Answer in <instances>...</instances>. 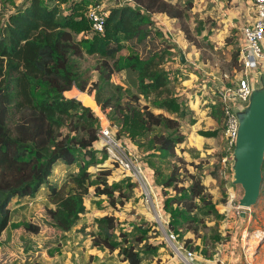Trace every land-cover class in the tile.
Wrapping results in <instances>:
<instances>
[{"label": "rangeland", "instance_id": "1", "mask_svg": "<svg viewBox=\"0 0 264 264\" xmlns=\"http://www.w3.org/2000/svg\"><path fill=\"white\" fill-rule=\"evenodd\" d=\"M166 1L184 8L190 4L185 23L196 44L186 39L175 20L163 17L165 22L158 21L156 25L152 22L150 29L156 35L161 32L165 45L171 48L164 69L168 81L173 85L172 96L177 99L179 112L161 114L158 111L160 109L156 108L155 97L151 94L147 98L140 97L134 77L130 78L131 74L127 78L124 72L117 74L115 79L118 82L113 83L124 89L122 101L118 107L114 105L108 108L111 130L128 150L125 143H132L138 153V158L134 157L142 165L143 171L150 173V184L156 192L153 194L149 185L140 188L128 171H123L117 162L109 159L105 151L100 152L93 147L90 149L93 157L79 156V162L75 165L66 166L59 160L53 165L47 183L34 196L14 198L10 202V222L3 237L6 252L0 264H127L121 261L120 253L129 247L140 253L141 264H220L219 259L223 255L226 258L224 262L228 256L229 264H261L264 261V156L257 201L249 208H241L239 201L243 190L234 183L235 146L228 145L223 132V118L208 125L206 117L198 116L203 111L205 113L201 115L206 116L211 113L212 106L218 105L219 90L216 89L227 86L228 79L236 81V77H247L250 84L260 88L258 74L251 71L246 74L238 59L241 30L251 19L252 4L250 0ZM42 2L47 8L57 6L59 21L68 17L70 22H81L77 27L82 31L73 34L76 41L94 37L89 34L86 19L90 7H100L108 13L122 6H135L130 0ZM26 5L27 0H0V32L9 16ZM160 24L162 30L157 27ZM127 55L126 50L118 54ZM181 55L185 61L183 64L180 61ZM77 63V81L85 85V90L81 91L73 85L64 96L74 99L91 113L90 106L94 109L95 103L100 105L96 102L95 92L88 91L91 84L98 80L99 74L95 68L99 60L97 56L84 55ZM183 70L187 74L183 75ZM259 70L260 67L256 69ZM189 75L197 78L193 86L206 87L203 86L196 94L190 84L194 79ZM113 92L110 91L111 94ZM81 93L93 102L79 96L77 98V94ZM131 97H136L138 103L131 100ZM142 106H146L154 117L148 120L144 114V126L138 125L130 112L133 108L143 111ZM161 117L177 121L178 126L166 129L160 121ZM95 121L98 132L99 122L97 119ZM65 130L62 129V132ZM160 136L171 139L184 137L185 141L189 138L190 147L182 149L185 145L183 141L172 151H162L155 145ZM202 136H212L214 139L207 141ZM194 140L204 142L205 148H194ZM80 167L87 169L92 183L84 198L85 213L69 231L44 230L34 236L28 235L25 229L41 216L42 210L53 208L46 198L49 186L59 188L66 184L67 189L71 188L68 184L69 176L77 174ZM107 169L111 171L108 185L120 187L119 192L114 193L112 203L105 196H96L93 186L98 173ZM173 169L177 173L174 183L166 187L165 183ZM190 188L200 191V196L194 199L190 192L185 195L184 190ZM172 197L178 201L184 199L181 203L187 211L180 205L168 204ZM188 207L192 210H188ZM241 213H244V217ZM107 216H113L118 222L117 228L111 231V240L118 247L111 253L94 245L102 237L103 225L100 219ZM172 235L174 240H171ZM34 245L41 248L40 255H32ZM147 246L156 249L146 250ZM188 253L193 256L189 262L185 258Z\"/></svg>", "mask_w": 264, "mask_h": 264}, {"label": "trees", "instance_id": "2", "mask_svg": "<svg viewBox=\"0 0 264 264\" xmlns=\"http://www.w3.org/2000/svg\"><path fill=\"white\" fill-rule=\"evenodd\" d=\"M130 1L134 7L111 9L103 34H95L91 39L76 41L73 34L82 31L77 27L81 22H70L68 17L59 21L57 6L47 8L42 0H27V5L10 15L1 29L0 260L6 252L3 237L10 222V202L14 198L34 196L47 183L57 161L72 166L79 162V156L93 157L90 149L97 141L96 121L88 108L64 96L73 85L85 90V85L77 81V62L84 55L97 56L99 60L95 68L98 80L88 91L95 92L96 102L102 108L118 107L124 89L113 85L111 78L114 73L130 69L137 73L140 95L144 98L153 95L156 108L166 113L179 112L177 99L172 96L173 85L164 69L171 48L165 45L161 32L156 35L150 29L152 21L148 15L159 14L176 20L186 39L196 45L185 23L190 4L184 8L166 0ZM122 50H126L128 55L118 56ZM110 91L114 92L111 94ZM131 100L138 103L136 97H131ZM142 110H130L140 126L146 125L144 114L148 120L154 118L146 106H142ZM211 110V117L219 122L223 118L221 108L214 105ZM160 121L166 129L178 126L177 121L166 117H161ZM62 129L66 130L62 132ZM183 141L184 137L171 139L160 136L155 145L169 152ZM110 174L109 169L100 171L93 186L96 196H105L112 203L114 193L119 192L120 187L108 185ZM176 175L173 169L166 187L173 185ZM68 184L71 188L67 189L66 184L59 188L49 186L46 198L53 208L42 210L41 216L25 229L28 235L34 236L44 230L69 231L85 213L84 198L92 187L90 173L80 167L77 174L69 176ZM189 192L194 199L200 196V191L184 190L185 195ZM183 201L172 197L168 204L180 205L187 211L181 203ZM188 210L192 209L188 207ZM100 222L103 225L102 237L94 245L111 253L118 247L111 240V231L117 228L118 222L113 216L104 217ZM33 248L32 255L41 254V248L35 245ZM145 249L152 251L156 247L147 246ZM120 257L124 263L141 264L140 253L133 247L124 248Z\"/></svg>", "mask_w": 264, "mask_h": 264}, {"label": "built area", "instance_id": "3", "mask_svg": "<svg viewBox=\"0 0 264 264\" xmlns=\"http://www.w3.org/2000/svg\"><path fill=\"white\" fill-rule=\"evenodd\" d=\"M250 2L253 7V15L251 21L242 27V41L238 49L239 65L246 74L248 71L256 70L259 67V61L264 60V0H250ZM107 15L108 13L100 7L88 9L86 19L90 26L89 34H103ZM85 38L88 39V37ZM252 88L253 85L250 84L247 77H236V81L228 79L227 86L216 89L219 90L218 105L223 114V132L229 147L236 144L240 114L249 103ZM94 105V109L90 106L91 113L99 122L100 127L97 132V141L92 147L100 152L105 151L109 159L117 162L123 171H128L140 188L143 185V187H147L142 165L111 130L108 109H104L96 103ZM171 240H174L173 235ZM185 258L189 262L192 261L193 256L188 253Z\"/></svg>", "mask_w": 264, "mask_h": 264}, {"label": "water", "instance_id": "4", "mask_svg": "<svg viewBox=\"0 0 264 264\" xmlns=\"http://www.w3.org/2000/svg\"><path fill=\"white\" fill-rule=\"evenodd\" d=\"M183 64L184 57L180 56ZM247 118L239 119V130L233 152L234 183L240 185L243 196L241 208L255 204L261 185V166L264 156V91L255 93L248 106ZM244 217V213H241Z\"/></svg>", "mask_w": 264, "mask_h": 264}, {"label": "crops", "instance_id": "5", "mask_svg": "<svg viewBox=\"0 0 264 264\" xmlns=\"http://www.w3.org/2000/svg\"><path fill=\"white\" fill-rule=\"evenodd\" d=\"M252 13H251V17H252ZM163 17H165V18H167L166 16H164V15H159V14H154L153 16H151L150 14L148 15V18L152 21V22H154V24L156 23V22H163L164 20H162V18ZM171 20V19H170ZM174 21V20H173ZM176 21V20H175ZM250 21H251V19H250ZM249 21V22H250ZM165 22V21H164ZM156 25V24H155ZM158 28H159V30H162L161 28H162V25L160 24L159 26H157ZM163 32H166V30H163ZM182 66H185V64L184 65H182ZM185 69V68H184ZM121 72H124V74H125V76L127 77V78H129V76L131 75V77L130 78H132V77H134V83H135V87H136V89H137V91H138V82H137V73L136 72H133V71H131L130 69H125V70H122V71H120V72H118V73H114L113 75H112V83H114V84H117V80L115 79V77L117 76V74H120ZM182 73H183V75H185V74H187V72L186 71H182ZM189 76H191V75H189ZM192 78L191 79H194V80H191V86H192V88H194L193 90H195V92H196V94H197V92H199L200 90H202V88H203V86L204 85H200V86H193V83L197 80V78L196 77H194V76H191ZM194 77V78H193ZM204 87H206V86H204ZM185 92V91H184ZM138 94H139V91H138ZM186 94V93H185ZM139 96L140 97H142V95H140L139 94ZM181 96H183V94L181 95ZM185 98V97H184ZM187 100V99H186ZM158 111H160L161 112V114H164V111H161V110H158ZM159 112V113H160ZM205 113V111H203L202 113H200V115H198L199 117H203V118H207L209 121H208V125H212L213 123H215L216 121H214V119L211 117V113H207V114H205L206 116H202L201 114H204ZM209 130H214V129H209ZM203 138V140H211V139H214L212 136H209V137H204V136H202ZM185 141V140H184ZM196 140H194V144H193V147L194 148H196V149H204L205 148V143L204 142H195ZM125 142V141H124ZM189 142H191V140H189V138L187 139L186 138V141L184 142L185 143V145H184V147H182V149L183 148H188V147H190V143ZM130 143V142H129ZM129 143H125L126 144V146H128V148H129V150L131 151V153L132 154H134L136 157L138 156V153L136 152V150L135 149H133V145H132V143H130V145H129ZM208 149H211V148H208ZM139 152H140V150H139ZM138 158V157H137ZM144 176H145V178H146V183H147V186L149 185V188H150V190L152 191V193L154 194L156 191L155 190H153V187L151 186V178H150V173L146 170H144ZM155 189V188H154ZM221 259V260H220ZM219 259V262H220V264H229L228 263V256H227V261L226 262H224L225 260H226V258H225V256L223 255V257L222 258H220ZM264 260V259H263ZM261 263H264V261H262ZM217 264V263H216ZM231 264V263H230Z\"/></svg>", "mask_w": 264, "mask_h": 264}, {"label": "bare ground", "instance_id": "6", "mask_svg": "<svg viewBox=\"0 0 264 264\" xmlns=\"http://www.w3.org/2000/svg\"><path fill=\"white\" fill-rule=\"evenodd\" d=\"M259 67H260V70L259 71H256V70H252L251 72L252 73H256V74H258L257 76H258V84H259V86H260V88H257V86H254L253 85V88H252V92H251V96H250V98L255 94V93H257V92H261V91H264V60L263 59H261L260 61H259ZM76 96V95H75ZM81 98V99H84L85 98V100H87V99H90V101H92L93 102V100L91 99V98H89V97H87L85 94H77V98H79V97ZM249 102H250V99H249ZM83 104H84V101H83ZM90 104V103H89ZM248 106H249V103L247 104V106L245 107V108H243V110H242V112H241V114H240V119H246L247 118V112H248Z\"/></svg>", "mask_w": 264, "mask_h": 264}]
</instances>
